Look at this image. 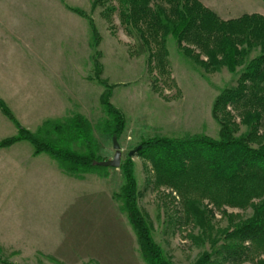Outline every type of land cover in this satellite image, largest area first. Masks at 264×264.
Segmentation results:
<instances>
[{"label":"rangeland","instance_id":"rangeland-1","mask_svg":"<svg viewBox=\"0 0 264 264\" xmlns=\"http://www.w3.org/2000/svg\"><path fill=\"white\" fill-rule=\"evenodd\" d=\"M198 1L222 20L254 13L264 17L262 0H205V5L202 3L204 0ZM94 2L0 0V101L31 133H36L46 121L64 123L72 115H81L92 126V135L99 148L97 156L102 161H108L114 155L113 138L105 135L102 129L104 121L110 122L111 119L106 116L101 104V96L108 88L109 104L122 114L125 121L124 131L116 139L121 163L130 158L135 165L138 207L151 226L155 243L173 264H197L205 252L212 254L207 264H233L224 262L223 255L216 253L222 251L221 230L227 226L222 212L207 206L213 216L210 217L212 235L217 240L213 247L210 241H205L202 230L186 218L183 199L176 190L155 184L153 168L144 158L148 151L139 149L132 157L128 154L156 138L218 139L219 125L211 114L213 103L220 92L236 86L242 68L235 74L228 73L224 68L207 73L193 59L185 56L169 37L165 47L167 67L161 74L156 59L150 57L154 52L158 54L156 46L151 44V48L140 51L138 35L134 33L133 26L122 21L117 2L111 1L115 8L111 14L99 4L94 5ZM74 10L82 12L85 17L77 15ZM89 22L97 34L96 44ZM129 31L132 34L127 33ZM182 45L199 54L197 49ZM256 55L257 52L251 53L247 61ZM200 59L206 61L203 55ZM42 70L44 81L41 80ZM33 80L37 82L38 89H35ZM64 84L81 101H77L75 108L60 119L44 121L33 99L36 98V91L42 87L60 91ZM228 110L239 123L236 113L230 108ZM246 131L245 127H241L238 135ZM15 135L16 128L0 111V141ZM22 143L17 147L0 149V220L13 223L19 219L15 216H24L29 223H52L56 220L53 208L37 210L29 205L30 200L28 207L22 209L20 205L23 203L17 201L18 194L16 189L13 190L15 180L1 171L3 166L9 167L12 154L32 152L30 144ZM71 148L83 151L82 146L75 143ZM88 175L91 182L97 180L99 193L106 192L112 199L120 194L123 185L120 167ZM86 176L81 180H85ZM206 204L205 200L202 201L200 208L204 209ZM113 207L114 216L120 220L124 232H128L125 241L128 242L129 263L144 264L139 257L136 237L125 213L120 211L122 201L113 199ZM223 211L236 216V221L247 219L252 214L250 209L223 208ZM53 241L56 240L47 237L41 245L50 246ZM41 245L40 242L0 241V264H56L50 258L59 260L47 254ZM261 259L264 260V256ZM256 261L241 264H256Z\"/></svg>","mask_w":264,"mask_h":264},{"label":"trees","instance_id":"trees-1","mask_svg":"<svg viewBox=\"0 0 264 264\" xmlns=\"http://www.w3.org/2000/svg\"><path fill=\"white\" fill-rule=\"evenodd\" d=\"M112 0H95L111 14L115 8ZM118 14L125 25L133 26L138 35L140 51L156 46V59L160 73L167 67V38H172L185 56L193 59L207 73L224 68L230 74L242 68L236 86L225 89L212 106V117L219 125L218 139L208 137L172 140L156 138L142 144L139 151L155 174V184L170 186L183 199L186 218L191 219L214 247L217 243L210 224L212 206L222 212L227 226L221 230L224 262L241 264L257 259L264 264V17L260 14H243L236 19L222 20L198 0H115ZM264 2V0H262ZM109 5V6H105ZM79 16L85 17L80 11ZM90 23L94 44L97 34ZM127 33H131L130 31ZM132 34V33H131ZM187 44L198 50L194 54ZM257 55L247 61L251 53ZM206 61L203 62L200 56ZM109 89L103 92L101 104L110 122L104 121L102 132L111 139L120 138L125 121L122 114L109 104ZM240 119L239 123L228 109ZM0 111L16 128V135L0 141V149H8L16 143L26 142L33 153L47 154L57 162L63 173L82 179L85 175L102 173L104 167L94 165L102 161L92 135V126L81 115L75 114L64 123L46 121L31 133L21 126L11 111L0 101ZM247 131L238 135L240 128ZM72 143L82 146L74 151ZM123 185L114 200L122 201L121 213H125L144 264H173L164 255L152 237V229L138 207L139 191L135 178V165L126 158L120 165ZM207 202L201 209L202 201ZM223 208L252 214L236 221ZM215 249V248H214ZM212 254L203 253L197 264L210 263ZM56 264L61 262L50 258ZM90 263V262H89Z\"/></svg>","mask_w":264,"mask_h":264},{"label":"crops","instance_id":"crops-1","mask_svg":"<svg viewBox=\"0 0 264 264\" xmlns=\"http://www.w3.org/2000/svg\"><path fill=\"white\" fill-rule=\"evenodd\" d=\"M202 3L205 5V0ZM43 73L44 70L42 81ZM33 82L38 89L37 82ZM62 86L60 91L45 87L36 91L33 99L44 121L60 119L81 101L66 84ZM9 161V167L3 166L1 171L15 180L13 190L18 194L17 201L23 203L22 209L31 200L29 205L37 210L53 208L56 220L29 223L24 216H15L19 219L13 223L0 220V241L40 242L41 245L49 237L56 241L50 246L42 244L43 250L63 264H130L128 232H124L120 220L114 216L112 197L106 192L99 193L97 180L91 182L89 175L85 180L69 177L56 161L47 154L35 155L33 148L30 153L12 154Z\"/></svg>","mask_w":264,"mask_h":264},{"label":"water","instance_id":"water-1","mask_svg":"<svg viewBox=\"0 0 264 264\" xmlns=\"http://www.w3.org/2000/svg\"><path fill=\"white\" fill-rule=\"evenodd\" d=\"M112 148L114 150V155L111 160L95 162L94 165L98 167H104V168L119 169L121 165V153H120V147H119V144L117 143L116 138L112 139ZM139 149H141V146H139L133 152H130L128 154V157H132L133 154H135Z\"/></svg>","mask_w":264,"mask_h":264}]
</instances>
